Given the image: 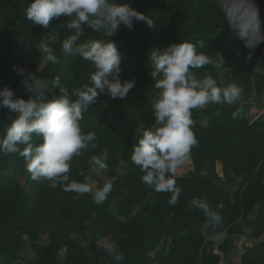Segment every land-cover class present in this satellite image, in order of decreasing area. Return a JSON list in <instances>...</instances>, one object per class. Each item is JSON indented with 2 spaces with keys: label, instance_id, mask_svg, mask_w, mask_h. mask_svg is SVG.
I'll use <instances>...</instances> for the list:
<instances>
[{
  "label": "trees",
  "instance_id": "16d2710c",
  "mask_svg": "<svg viewBox=\"0 0 264 264\" xmlns=\"http://www.w3.org/2000/svg\"><path fill=\"white\" fill-rule=\"evenodd\" d=\"M117 2L130 3L156 23L148 28L143 22H134L131 30L121 24L109 38L85 26L77 45L93 40L115 41L121 55V82L134 78L136 85L124 99H112L107 92L99 94L83 113L81 128L85 133H96L98 147L82 150L80 156L73 158L70 170L72 179L83 182L84 176L90 177L92 172L91 156L107 149L108 169L102 172L115 179L112 190L102 204H97L92 193L77 195L59 187L51 189L48 181L31 178L18 153H0V264H23L18 262V253L25 240L37 257L30 264H115L105 245L95 244L105 236H110L107 243L118 246L124 256L123 264H150L151 244H159L163 239L170 242V248L159 264H220L222 257L217 252L228 255L233 247L211 241L212 236L225 231L228 236L246 234L254 239L264 234V110L257 111L250 102L209 104L204 110H194L193 115L199 117L194 118L193 124L197 144L188 155L194 170L189 175H175L181 189L175 205L168 203L171 193H157L142 182L144 173L131 160L141 126L150 127L155 122L152 105L159 90L154 87L151 76L154 66L150 59L155 49L163 51L172 43L191 40L213 61L192 70L194 75L202 78L210 72L221 87L220 65L215 58L224 54L228 46H237L244 60L230 70L231 79L243 87L247 96L264 94V42L254 50L245 47L244 40L229 22L243 25L248 21L247 0ZM252 2L264 32V0ZM30 3L31 0H0V89L11 88L14 98L27 100L35 94V85L30 91L25 79L35 76L36 86L42 87L59 76L61 85L71 95L73 90L89 83L94 66L90 61L61 51L62 39L74 32L66 26L68 17L53 19L47 29L33 25L25 14ZM44 46L54 49L59 63L48 62L43 73L50 74V79L40 81L32 57L42 55L40 48ZM251 60L257 62L258 72L253 70ZM56 95L59 88L47 91L48 99ZM234 112L239 113L235 118ZM18 115L0 106V137ZM34 141L42 142L38 137ZM118 154L129 166L123 176L116 171ZM218 160L223 164V180L216 172ZM81 172L84 176L79 175ZM20 177L31 179L32 192H37L42 200L50 199V207L59 211L54 229L56 243L46 247L38 245L42 216L32 205L33 195L22 188ZM122 192L125 193L123 201L114 215L109 206ZM193 198H207L221 220H210L203 211L189 208ZM138 208L142 210L139 212ZM254 213L253 226L245 231L244 221L252 219ZM88 224L94 230V240L87 235ZM73 232L79 239H70ZM62 249L64 256H61ZM238 264H264V240L246 246Z\"/></svg>",
  "mask_w": 264,
  "mask_h": 264
},
{
  "label": "clouds",
  "instance_id": "9594fccd",
  "mask_svg": "<svg viewBox=\"0 0 264 264\" xmlns=\"http://www.w3.org/2000/svg\"><path fill=\"white\" fill-rule=\"evenodd\" d=\"M247 4L250 13L248 21L243 25L229 22L244 40L245 47L254 50L264 42V32L261 31L259 13L254 3L247 0ZM25 14L33 25L45 29L53 19L68 17L66 26L74 29V32L62 39L61 51L90 61L95 70L89 75V83L73 90L71 95L61 85L59 76L42 87L36 86L35 76H31L30 80L25 79V86L30 91L35 85V94L27 100L14 98L15 93L11 88L0 89V106L19 113L0 137V153H18L31 178L48 181L51 189L59 187L77 195L93 193L89 176L79 173L84 176L83 182L70 177L73 158L80 156L82 150L98 147L96 133H85L81 128L83 113L101 93L107 92L112 99L126 98L136 81L133 78L121 82V55L115 41L93 40L82 45L76 42L84 34L85 26L93 32H103L109 38L117 33L121 24L131 30L134 22H143L152 28L156 21L130 3L117 0H31ZM40 50L49 62L59 63L52 47L44 46ZM150 59L154 66L151 72L154 87L159 90L158 98L152 105L155 122L150 127L141 126V135L133 145L131 160L144 173L142 182L157 193H171L168 203L175 205L181 194L174 179L177 168L197 144L193 131L194 110H204L209 104L236 103L241 89L236 84L221 88L210 75L197 78L192 70L203 68L213 61L189 39L172 43L163 51L155 49ZM56 88H59V95L48 99L47 91ZM238 115V112L233 113L234 118ZM34 137L41 138L42 142L36 143ZM108 157L107 149L92 155L89 160L92 171H107ZM111 190L112 184L105 183L95 190L93 201L102 204ZM188 207L203 211L210 220H221L211 209L207 198H193ZM70 239L77 240L79 236L73 232ZM105 250L115 264H123L124 256L114 242L107 243Z\"/></svg>",
  "mask_w": 264,
  "mask_h": 264
},
{
  "label": "rangeland",
  "instance_id": "374dc122",
  "mask_svg": "<svg viewBox=\"0 0 264 264\" xmlns=\"http://www.w3.org/2000/svg\"><path fill=\"white\" fill-rule=\"evenodd\" d=\"M217 37V36H216ZM32 60L36 63L37 69L36 72L40 76V81H47L50 79V74L43 73V70L47 63L49 62L45 55H35L32 57ZM215 60L220 65V86L221 88H224V85L229 83L230 80V70L232 68H236L239 66V64L244 60L242 55H240L239 47L233 46L232 48H227L224 54H218L216 56ZM257 64V63H256ZM206 75H210V72L205 73L202 75V78ZM157 97H153V100L155 101ZM206 123V122H204ZM119 156V163L116 166L117 174L124 175L128 172L129 166L127 162ZM194 170V165L192 164L189 156L178 166L176 175H189L190 172ZM216 172L219 175L220 179L223 180V174L222 169L219 167ZM22 188L31 193L33 195L34 201L32 205L36 207L39 214L42 216V223L40 226L41 235H40V241L39 244L41 247H46L49 244L56 243L57 237L54 234L55 229V221L57 217L59 216V211L57 209H54L52 206L50 207V199L42 200L40 199V195L37 192H32L31 190V179L26 177H20ZM115 182L114 178H110L107 176L104 172H91L90 173V181L89 183L92 186L93 193L97 188L103 187L105 183H111L113 184ZM234 184V182L232 183ZM92 193V194H93ZM125 193L122 192L119 194V196L114 199L109 208L110 211L114 214H118V209L123 201ZM141 208H138L137 211H141ZM118 217L123 218V216L119 215ZM250 219V218H249ZM244 221V230L249 231L250 228H252L253 223L252 221L255 219V213L253 214V218L250 220ZM125 220V218H124ZM136 220V218H134ZM134 220L130 219V222H134ZM87 235L90 237L91 240H94V230L90 226V224L87 225ZM110 236L103 237L102 240L97 241L95 244L97 246L106 245L108 239ZM264 240V234L259 238L251 239L246 234H238L234 236H228L227 233L224 231L218 235L212 236L211 241H215L218 244L221 243H227L228 245H231L233 247V250L230 254L225 255L222 252H217L221 255L222 259L220 264H238L240 261L241 256L244 254L246 250V246L254 245L260 241ZM29 241L25 240L23 247L18 253V262L23 264H30L32 262L37 261L36 254L31 248V245H29ZM170 248V242L166 239H163L160 241L159 244H151V263L150 264H159L160 259L166 255ZM65 250L62 249L61 256H64Z\"/></svg>",
  "mask_w": 264,
  "mask_h": 264
},
{
  "label": "crops",
  "instance_id": "0c3cea01",
  "mask_svg": "<svg viewBox=\"0 0 264 264\" xmlns=\"http://www.w3.org/2000/svg\"><path fill=\"white\" fill-rule=\"evenodd\" d=\"M229 48H232L233 46H228ZM227 47V48H228ZM226 48V49H227ZM226 49H225V51H226ZM257 62H255V61H253V60H251V64H252V68H253V70L254 71H259V70H257V64H256ZM230 82L229 83H227L226 85H224V87H227L228 85H230V84H236V85H238L235 81H233L232 79H231V77H230ZM239 87H240V89H241V95H240V97H239V99H238V101L236 102V103H243V102H250L253 106H254V108L257 110V111H262V110H264V94H262V95H252V96H247L246 94H245V92H244V89H243V87L239 84L238 85ZM216 167H217V169L220 167L221 169H222V174H223V164H222V162L220 161V160H218L217 162H216Z\"/></svg>",
  "mask_w": 264,
  "mask_h": 264
},
{
  "label": "water",
  "instance_id": "95a60500",
  "mask_svg": "<svg viewBox=\"0 0 264 264\" xmlns=\"http://www.w3.org/2000/svg\"><path fill=\"white\" fill-rule=\"evenodd\" d=\"M193 118H195V119H199V117H197V116H194V115H193Z\"/></svg>",
  "mask_w": 264,
  "mask_h": 264
}]
</instances>
